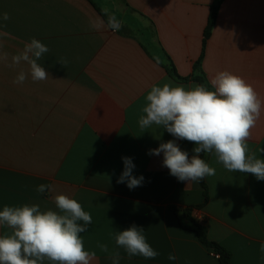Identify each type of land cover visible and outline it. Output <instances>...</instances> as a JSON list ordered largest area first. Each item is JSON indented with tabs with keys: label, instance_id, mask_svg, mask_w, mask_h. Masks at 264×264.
<instances>
[{
	"label": "crops",
	"instance_id": "1",
	"mask_svg": "<svg viewBox=\"0 0 264 264\" xmlns=\"http://www.w3.org/2000/svg\"><path fill=\"white\" fill-rule=\"evenodd\" d=\"M116 1L0 0V15L10 17L0 20L6 24L0 32L9 33L0 36L9 54L7 62H0V211L24 204L55 210L56 194L75 198L92 216L80 234L85 249L96 252L91 264H112L110 254L116 250L119 264H217L190 220L230 253V264H264L259 251L264 181L226 170L207 153L216 172L204 178V199L198 182L170 175L163 153L148 154L176 140L191 158L195 144L162 127L142 130L138 124L153 85L198 84L170 77V64L180 78L202 77L208 87L218 71L228 70L264 98V0H224L204 49L203 32L215 0ZM105 8L121 21L119 31L91 26L97 18L107 22ZM32 38L50 49L38 61L49 78L34 82L28 75L23 84H15L29 66L7 64ZM61 58L67 65L58 62ZM248 148L264 159V112ZM122 157L132 158V175L144 177L142 186L129 189L126 182L117 183ZM41 184L55 191L38 193ZM133 224L143 227L159 253L154 259L129 258L117 249L114 234ZM6 231L0 227V234ZM98 243L107 244L109 252ZM170 253L177 259L169 260Z\"/></svg>",
	"mask_w": 264,
	"mask_h": 264
},
{
	"label": "clouds",
	"instance_id": "2",
	"mask_svg": "<svg viewBox=\"0 0 264 264\" xmlns=\"http://www.w3.org/2000/svg\"><path fill=\"white\" fill-rule=\"evenodd\" d=\"M107 22L97 18L91 26L95 29L119 31L122 23L105 8ZM9 14L4 12L0 20L8 21ZM6 27V24L0 25ZM0 36H9L0 32ZM50 49L36 38L26 43L23 50L11 56L8 67L29 66L26 73L21 70L13 83L23 84L31 76L34 82L49 78L48 72L38 63ZM9 54L3 51L0 41V62H7ZM62 66L68 61L61 58ZM211 87L203 84L184 86L173 85L171 81L162 85H153L147 92L145 104L138 118L139 127L147 129L152 125L162 127L179 140L193 142V155L182 150L176 140L163 142L156 149H150L149 155L163 153V166L178 181L200 182L205 177L215 175L201 153L214 154L217 163L226 170L253 174L257 180L264 181V159L256 153H250L248 140L252 130L264 112V98L252 84L243 77L228 70L218 71L210 81ZM264 152V149H260ZM124 170L117 183H127L129 189L142 186L144 177L132 175L135 165L130 157H122ZM54 192L53 185L41 184L38 193L45 190ZM55 210H41L38 204L22 206H4L0 211V227L9 229L0 234V264H91L96 252L86 250L81 233L87 231L92 216L85 211L75 198L66 194H56ZM83 222V223H81ZM117 249L122 248L129 258L141 256L154 259L159 253L148 243L143 227L135 224L114 234ZM104 253L109 252L107 244L98 243ZM261 261H264V242L259 249ZM112 264H119L118 250L110 254ZM169 260H176L169 254Z\"/></svg>",
	"mask_w": 264,
	"mask_h": 264
},
{
	"label": "trees",
	"instance_id": "3",
	"mask_svg": "<svg viewBox=\"0 0 264 264\" xmlns=\"http://www.w3.org/2000/svg\"><path fill=\"white\" fill-rule=\"evenodd\" d=\"M223 1L224 0H215L213 5L211 6L209 19H208L206 28L203 32V40H202L203 49L205 46V42L208 39V37L211 33V29L215 23L218 8L222 4ZM203 49H202V53H203ZM201 58H202V54H201ZM199 63H200V58L197 61V63L195 64V68H197L199 66ZM166 71L170 77H172L178 81L192 80L198 84H203V85L207 86L202 77H192L190 79L180 78L175 73V70L173 69L171 64L166 68ZM200 155H201V158L207 162V153H201ZM198 184H199L200 188L202 189L203 198L206 199L207 198V187L205 184V180L203 179L202 181L198 182ZM185 217H187V214H185ZM188 223L190 224L191 229L197 234V238H198L199 242L201 243V245H203L205 248H207L214 255L217 256V264H230V260H231L230 253L228 251H226L224 248H222L220 245H218L217 243L208 240L205 228L196 224L192 220L188 221Z\"/></svg>",
	"mask_w": 264,
	"mask_h": 264
},
{
	"label": "rangeland",
	"instance_id": "4",
	"mask_svg": "<svg viewBox=\"0 0 264 264\" xmlns=\"http://www.w3.org/2000/svg\"><path fill=\"white\" fill-rule=\"evenodd\" d=\"M116 1V0H115ZM117 2V1H116Z\"/></svg>",
	"mask_w": 264,
	"mask_h": 264
}]
</instances>
